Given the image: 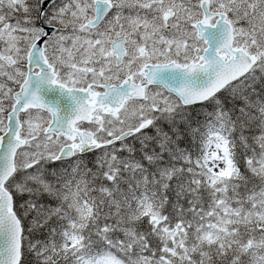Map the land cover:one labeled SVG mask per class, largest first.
Here are the masks:
<instances>
[{
  "label": "snow or ice",
  "instance_id": "obj_1",
  "mask_svg": "<svg viewBox=\"0 0 264 264\" xmlns=\"http://www.w3.org/2000/svg\"><path fill=\"white\" fill-rule=\"evenodd\" d=\"M0 264H264V0H0Z\"/></svg>",
  "mask_w": 264,
  "mask_h": 264
}]
</instances>
